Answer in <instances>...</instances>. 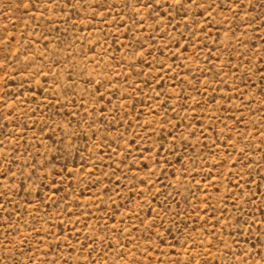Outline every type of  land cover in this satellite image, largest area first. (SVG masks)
I'll use <instances>...</instances> for the list:
<instances>
[{
	"label": "rangeland",
	"instance_id": "obj_1",
	"mask_svg": "<svg viewBox=\"0 0 264 264\" xmlns=\"http://www.w3.org/2000/svg\"><path fill=\"white\" fill-rule=\"evenodd\" d=\"M0 264H264V0H0Z\"/></svg>",
	"mask_w": 264,
	"mask_h": 264
}]
</instances>
